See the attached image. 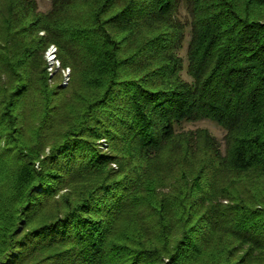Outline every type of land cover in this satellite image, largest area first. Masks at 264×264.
Here are the masks:
<instances>
[{
	"label": "trees",
	"instance_id": "obj_1",
	"mask_svg": "<svg viewBox=\"0 0 264 264\" xmlns=\"http://www.w3.org/2000/svg\"><path fill=\"white\" fill-rule=\"evenodd\" d=\"M51 2L0 0V264H264V0Z\"/></svg>",
	"mask_w": 264,
	"mask_h": 264
},
{
	"label": "rangeland",
	"instance_id": "obj_2",
	"mask_svg": "<svg viewBox=\"0 0 264 264\" xmlns=\"http://www.w3.org/2000/svg\"><path fill=\"white\" fill-rule=\"evenodd\" d=\"M37 2H38L39 11L45 12V11H48L52 7L51 0H37ZM181 13L183 14V16H185L187 12L181 9ZM43 33L44 32H40V34H43ZM189 39H190V32H189V29H187L184 45H183V48L179 51V55L184 60V69L181 73L182 77L185 80L191 81V77L189 76L187 72V65H188L187 48H188ZM46 50L44 53V60H45V66H46L45 74L47 77V84L49 85L50 88H55L59 91H63V94H65V96L69 98L71 96L70 86L72 84L71 82L73 78L71 68L69 66L62 65V62L59 56L58 46L56 50L57 56L55 59H57V61L59 62L55 61V59L48 61V55L46 54ZM57 63H60V64L57 65ZM52 65L53 67H51ZM0 83H3L2 80H0ZM62 89H65V90H62ZM26 116H27V120L31 121L32 123L33 110L28 109L26 112ZM177 128L179 130H185V131L196 130L198 128H205L210 132L211 135H213L219 141L222 148L225 147V134H226L225 130L221 128L216 122H213L209 119H200L198 121H184L183 123H181V125L177 126ZM104 140L105 139L100 140L102 143L100 145V148L104 151H108V145L106 144L107 142H104ZM112 167L117 168V164L113 163Z\"/></svg>",
	"mask_w": 264,
	"mask_h": 264
},
{
	"label": "built area",
	"instance_id": "obj_3",
	"mask_svg": "<svg viewBox=\"0 0 264 264\" xmlns=\"http://www.w3.org/2000/svg\"><path fill=\"white\" fill-rule=\"evenodd\" d=\"M56 50H57V46L55 44H51L48 46L47 50H46V54L48 55V61L54 60L57 56L56 54ZM55 61H57V59H55ZM59 62V61H57ZM60 63H57V65H59ZM53 67V65L51 66Z\"/></svg>",
	"mask_w": 264,
	"mask_h": 264
}]
</instances>
